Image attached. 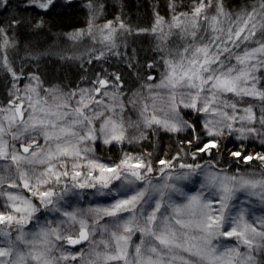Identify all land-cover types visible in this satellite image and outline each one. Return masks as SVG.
<instances>
[{
    "label": "snow or ice",
    "instance_id": "obj_1",
    "mask_svg": "<svg viewBox=\"0 0 264 264\" xmlns=\"http://www.w3.org/2000/svg\"><path fill=\"white\" fill-rule=\"evenodd\" d=\"M181 7L169 0V20L157 11L150 29L137 30L155 38L156 55L137 69L130 94L118 73L82 77L87 87H45L9 59L8 29L19 22L0 25V71L11 77L0 102V264H264V216L235 203L241 193L264 203V168H251L264 153L245 154L249 141L264 146V0L239 13L223 0ZM117 20L98 29L105 51L87 63L122 55L116 33L131 29ZM94 26L90 19L70 38L96 42ZM161 130L189 133L171 158L132 150ZM231 137L235 172L216 155ZM115 146L118 160L98 154ZM184 182L198 187L186 192ZM89 195L108 203L79 206Z\"/></svg>",
    "mask_w": 264,
    "mask_h": 264
},
{
    "label": "trees",
    "instance_id": "obj_2",
    "mask_svg": "<svg viewBox=\"0 0 264 264\" xmlns=\"http://www.w3.org/2000/svg\"><path fill=\"white\" fill-rule=\"evenodd\" d=\"M190 1L192 0H176V3ZM27 2L28 0H8L6 7L0 8V25L7 28L10 21L19 22L8 29L9 38L15 42L14 47L8 50V55L17 70H23L25 76L29 73L39 75L45 86L61 84L72 88L77 84L80 86L86 84L82 82V77L94 80L97 73L104 72L107 75L116 72L122 75L125 90L129 93L139 85L137 69L155 57L152 51L154 48L152 38L146 35L136 36L128 42L125 53L121 52L122 55L109 54L106 59L94 60L91 64L87 62L80 64L77 61L61 58L58 54L59 47L69 43L70 34L87 28L90 19L94 20L95 24L102 25L107 21L119 22L117 20L119 17V20L129 28H149L155 18V12L158 11L164 16L169 4V0H54L53 5L45 11L26 6ZM223 2L229 10L239 12L246 4L252 3V0H223ZM37 23H41V26L36 27ZM130 63L135 67H129ZM10 81V75L0 71V102L7 100ZM185 118L196 119L192 115ZM225 135L227 136V133ZM188 136L187 132L171 134L161 130L158 135L150 136L140 148L132 150L147 149L154 152V157L160 158H163L164 153L167 152L169 153L167 158H171V155H175L180 142L186 140ZM234 141L235 137L222 140V151L216 153L220 156V166H218L230 168L232 172L236 170V165L229 152L238 148ZM153 145L156 147L153 148ZM246 148L245 154L264 153V146L255 140L247 142ZM125 150H128V146H125ZM98 154L105 160L109 157L118 160L121 155L119 146L102 150ZM183 162L192 163V160L188 157ZM258 165L260 162L254 161L251 166L262 167ZM240 167L246 168L243 163Z\"/></svg>",
    "mask_w": 264,
    "mask_h": 264
},
{
    "label": "rangeland",
    "instance_id": "obj_3",
    "mask_svg": "<svg viewBox=\"0 0 264 264\" xmlns=\"http://www.w3.org/2000/svg\"><path fill=\"white\" fill-rule=\"evenodd\" d=\"M193 2H194V0H192L190 2H179V3H177V4L184 5V7L179 8L178 11H181V12L190 11ZM226 10L227 11H231L233 13H239L238 11L229 10L228 8H226ZM214 12H215V7H213L208 14L212 15V14H214ZM164 17H165L166 20L170 19L171 13L169 11V8H168L167 12H165ZM154 19H153V22L151 23L150 27L149 28H145V29H150L152 27V25L154 23ZM105 23H102V25L94 23L95 26L93 27V33H94V35L96 37V42H94L93 38L91 36H88V35H85L84 37H82L79 40H73V39L70 38V41H69L68 44H64L61 47H59V49H60L59 50L60 53H58L59 56L61 58H67L69 60L77 61L80 64H83V63H86L89 59H91L92 56L98 55L101 51H105V46L98 42L99 39H100V33H99L98 29L100 27H102ZM113 23L118 27L119 22L116 21V22H113ZM88 27H89V25L87 26V28L84 29L85 32H87ZM130 29H131V32H126L124 30H119L116 33V36H115L116 49L114 51L119 52V53H121V52L125 53V51H126L125 49H126V46H127L128 42L130 40H132L134 37L139 36V35H142V36L146 35L150 39L152 38L153 47H155V38L152 35L143 34V33L137 34V30H139V29H135V28L134 29L130 28ZM178 42L179 41L174 37L173 38V44L178 43ZM250 46H254V45H250ZM90 49H94L95 50L94 52H92L91 55L88 54ZM108 55L109 54L106 53V56H108ZM160 70L161 71L163 70L162 66H161ZM113 73H116V72H113ZM157 75H158V73H157ZM26 82L27 81H23L20 86L23 87V83H26ZM87 86H88V84L81 85V87H87ZM45 87H50V86H45ZM138 87H139V85L137 86V88ZM41 94L43 95V93H41ZM132 118L135 119L136 118L135 115H133ZM40 142L43 143L42 140ZM186 162H189V161H186ZM260 165H261V163H260ZM260 165H258V166H260ZM251 168L256 170V171H260L262 168H264V165H262L261 168H258V167L254 168L252 166H251ZM241 170L242 171H247L249 169L245 168V169H241ZM182 186L184 187V190L186 192H193L198 187V182L195 183V184L184 182ZM238 197H239V199L235 203L237 204L238 207L239 206L245 207L248 210L249 217H262V216H264V203H261V201L259 200L258 197H247L246 195H244L242 193L238 194ZM240 201H244V204L241 205ZM93 202L100 203V204H106V203H108V198L91 197L89 195L84 200L79 201L78 204H79V206L86 208V207L89 206V204H91ZM46 216L48 218H56V214L55 213H47ZM134 240H136V242H139V234H137V236L134 237ZM233 243H234V241H233ZM77 250H79V249H77Z\"/></svg>",
    "mask_w": 264,
    "mask_h": 264
}]
</instances>
